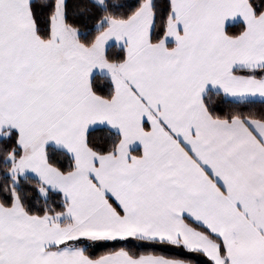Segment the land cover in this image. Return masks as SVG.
Here are the masks:
<instances>
[{"label":"snow or ice","instance_id":"obj_1","mask_svg":"<svg viewBox=\"0 0 264 264\" xmlns=\"http://www.w3.org/2000/svg\"><path fill=\"white\" fill-rule=\"evenodd\" d=\"M0 264H264V0H0Z\"/></svg>","mask_w":264,"mask_h":264}]
</instances>
